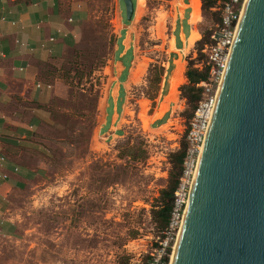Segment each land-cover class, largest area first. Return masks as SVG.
Segmentation results:
<instances>
[{
  "label": "rangeland",
  "instance_id": "rangeland-1",
  "mask_svg": "<svg viewBox=\"0 0 264 264\" xmlns=\"http://www.w3.org/2000/svg\"><path fill=\"white\" fill-rule=\"evenodd\" d=\"M59 1L65 15L77 6L87 14L75 44L40 65V80L54 86L53 96L33 138L22 142L21 162L35 175L0 201L13 221L0 232V264H148L161 235L151 208L168 183L169 155L185 142L192 117L185 98L169 110L160 84L151 82L155 66L172 67L182 1L133 0L131 20L122 0ZM201 5L192 3L191 43L207 39L217 25V15L204 10L203 0ZM122 43L129 47L122 130L104 140L99 125ZM193 50L186 61L198 58L195 68L207 66L204 51L198 57Z\"/></svg>",
  "mask_w": 264,
  "mask_h": 264
},
{
  "label": "water",
  "instance_id": "water-1",
  "mask_svg": "<svg viewBox=\"0 0 264 264\" xmlns=\"http://www.w3.org/2000/svg\"><path fill=\"white\" fill-rule=\"evenodd\" d=\"M223 74L170 264H264V0H246Z\"/></svg>",
  "mask_w": 264,
  "mask_h": 264
},
{
  "label": "crops",
  "instance_id": "crops-1",
  "mask_svg": "<svg viewBox=\"0 0 264 264\" xmlns=\"http://www.w3.org/2000/svg\"><path fill=\"white\" fill-rule=\"evenodd\" d=\"M180 1L183 9L178 13L173 35L176 51L170 53L168 69L172 67L169 71L165 67L160 83V95L164 93L163 101L168 100L169 110L176 106L175 103L184 102L180 86L188 82L186 60L190 54L194 55L193 48L199 39L190 42L194 29L192 1ZM65 13L59 0H0V155L7 158L0 170L8 174L6 180L0 179V201L12 188L27 187L28 179L36 173L35 168L21 162V154L27 147L22 142L33 138L38 120L45 114L43 107L53 96L54 86L40 80V65L54 61L75 44L79 22L87 14L81 6ZM122 44L124 47H117L116 81L108 94V110L99 125L104 140L117 137V131L122 130L120 100L128 81V76L126 79L123 75L129 54V47ZM26 102L35 107H24L22 104ZM16 166L19 167L17 172L14 171ZM12 224V219L6 217L0 206V232Z\"/></svg>",
  "mask_w": 264,
  "mask_h": 264
},
{
  "label": "built area",
  "instance_id": "built-area-1",
  "mask_svg": "<svg viewBox=\"0 0 264 264\" xmlns=\"http://www.w3.org/2000/svg\"><path fill=\"white\" fill-rule=\"evenodd\" d=\"M245 3L246 0H223L219 1L214 8L220 13V21L210 35L211 41L205 44L203 48L207 56V66L209 67L208 78L197 84L198 87L202 88L201 98L197 101L196 108L185 132L187 149L179 182L173 194L168 226L157 237L155 247L149 253L148 264H170L174 242H176L183 221L190 188L209 128L208 124H210L213 115L218 89L227 66ZM68 21L71 22L72 19L69 18ZM58 31L60 32V30ZM50 40H53V38H50ZM20 45L24 44L20 43ZM199 66L200 68H198L202 69L200 64ZM40 86L38 83L37 87ZM6 159L5 155H0V168L5 165ZM18 170V166L14 167L15 172ZM7 178L8 174L0 170V179L6 180Z\"/></svg>",
  "mask_w": 264,
  "mask_h": 264
},
{
  "label": "trees",
  "instance_id": "trees-1",
  "mask_svg": "<svg viewBox=\"0 0 264 264\" xmlns=\"http://www.w3.org/2000/svg\"><path fill=\"white\" fill-rule=\"evenodd\" d=\"M191 1L192 3L197 4L199 9H201V0ZM219 1L223 0H203L204 10L211 11L213 15H217V24L220 21V13L214 8L218 5ZM211 33H208L207 39L203 37L195 43V49L197 50L198 57L202 56L204 45L211 40H209ZM196 60H198V58ZM196 60L191 58L187 61L186 77L188 82L180 86L181 96L186 99L187 104L190 107V113L188 114V117L192 116L193 111L196 108L197 101L201 98L202 88L198 87L197 84L201 81L207 80V73L209 71L208 66H204L202 69H199L198 67L195 68ZM154 68L156 69V72L154 74L155 77L151 79V82L159 85L162 81L165 69L163 66H155ZM186 149L187 142L185 138V142L180 145L179 149L170 153L169 157L172 167L168 183L166 187L160 190V195L155 199V203L151 208L152 219L161 233L168 226L172 208L173 194L179 182ZM147 258L149 260L150 254L147 256Z\"/></svg>",
  "mask_w": 264,
  "mask_h": 264
},
{
  "label": "bare ground",
  "instance_id": "bare-ground-1",
  "mask_svg": "<svg viewBox=\"0 0 264 264\" xmlns=\"http://www.w3.org/2000/svg\"><path fill=\"white\" fill-rule=\"evenodd\" d=\"M174 249H175V245H174V248H173V253H174ZM173 253H172V255H173Z\"/></svg>",
  "mask_w": 264,
  "mask_h": 264
}]
</instances>
